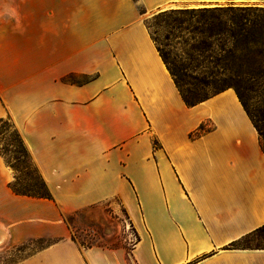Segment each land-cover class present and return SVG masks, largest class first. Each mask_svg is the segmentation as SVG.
<instances>
[{"label":"crops","instance_id":"obj_1","mask_svg":"<svg viewBox=\"0 0 264 264\" xmlns=\"http://www.w3.org/2000/svg\"><path fill=\"white\" fill-rule=\"evenodd\" d=\"M264 0H0V120L52 200L14 194L0 156V255L11 264H264V152L235 92L182 100L145 26L161 11ZM142 10V11H141ZM123 209L127 252L83 247L65 218Z\"/></svg>","mask_w":264,"mask_h":264},{"label":"rangeland","instance_id":"obj_2","mask_svg":"<svg viewBox=\"0 0 264 264\" xmlns=\"http://www.w3.org/2000/svg\"><path fill=\"white\" fill-rule=\"evenodd\" d=\"M215 8L227 7L188 9L194 10L191 14L180 11H161L147 15L144 23L160 56L174 75L180 94L203 99L226 87L236 91L241 96L244 109L256 127L264 152V47L260 49L248 47L246 50L235 53L231 69L221 77L211 79L203 77V74L219 71L210 63L212 60L207 59V53L200 55L196 49L203 39L202 24L210 17L208 14L202 18L200 11ZM236 8H251L247 13L249 23L246 30H250L253 38L264 44V7ZM226 18L228 17L222 16L221 20L225 21ZM190 72L195 73L196 79L190 75ZM10 144L17 146L16 133L8 123H2L0 124V148L13 150L9 148ZM15 150L21 152L18 147ZM8 155L17 158V162H14L18 168L16 187L24 193L35 191L40 180L39 173L31 161L32 158L30 160L29 156L24 154L9 153ZM99 212L100 215L96 218L84 212L65 218L72 240L83 247H100L110 250L121 248L129 252L138 239L132 229L135 238L132 239L133 243L129 244L130 234L125 233L122 227L124 221L129 223L123 209L118 208L114 211L104 204ZM52 241L48 238L31 241L8 250L0 255V264L17 262L49 245ZM240 246L264 249V228L241 242Z\"/></svg>","mask_w":264,"mask_h":264},{"label":"trees","instance_id":"obj_3","mask_svg":"<svg viewBox=\"0 0 264 264\" xmlns=\"http://www.w3.org/2000/svg\"><path fill=\"white\" fill-rule=\"evenodd\" d=\"M250 9L251 8L227 7V8H215L213 10L204 9L200 11L202 18H205L208 14L210 15V17L207 18V20L204 21V23L202 24L201 35L203 36V39L201 41V44H199L196 47V49L200 55H204V53H207L208 54L207 59L208 58L211 59L212 61L210 63L214 65V68H218L220 71L219 72L217 70L215 73L211 72V73L203 74V77H208L209 79L213 77H217V76L221 77L225 74L226 71H229L231 69V65L234 61L235 53L240 52L242 50H246L248 49V47H255L259 49L264 47V44H262L260 40L253 38L252 32L250 30H246V26L249 23L247 13L250 12ZM180 12H186V13L191 14L194 12V10H185V11L182 10ZM222 16L228 17V18H226L225 21H222L221 20ZM162 61L166 65L163 59ZM168 71L175 81L174 75L171 73L169 69ZM190 75L192 77H195L194 72H190ZM194 79H196V77ZM175 84H176V81H175ZM227 89H231V88L226 87L203 99H199L191 95L189 96H185L183 94H180V95L182 97L183 102L185 103L187 107H193L197 105L198 103L206 100L207 98L217 95ZM234 92L237 96V99L239 100L240 104L242 105L244 109L241 96L236 91ZM244 111L246 112L245 109ZM246 114L249 117L247 112ZM2 123H8L10 127H12V129L16 133V142H17V146H15L14 144L9 145V148L13 150H10V149L7 150L4 148H0V156L3 158L6 165L14 173V180L9 184V188L14 194L19 195V196L52 200V196L49 193L48 188L40 175H39L40 183L37 185L35 191L24 193V192H21L20 189L16 187V183L18 180L16 178V174L18 173V168L14 164V162H17V158L16 156L10 157L8 154L9 153L13 155L24 154L26 156H29L30 160H31V157L22 139L20 138L18 132L14 129L13 124L9 120H0V124ZM17 147L20 149L21 152L15 150ZM78 213H83V212H76L71 215L73 216ZM262 228H264V226Z\"/></svg>","mask_w":264,"mask_h":264},{"label":"built area","instance_id":"obj_4","mask_svg":"<svg viewBox=\"0 0 264 264\" xmlns=\"http://www.w3.org/2000/svg\"><path fill=\"white\" fill-rule=\"evenodd\" d=\"M123 223L124 224L122 227H123L124 232L127 234H130L129 235V244L131 245V243H133L132 239L135 238V235L133 234V230H132L130 224L127 221H124Z\"/></svg>","mask_w":264,"mask_h":264}]
</instances>
